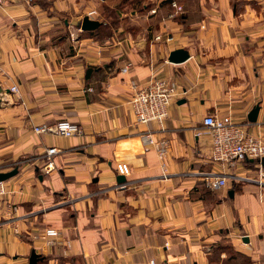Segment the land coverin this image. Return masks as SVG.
Instances as JSON below:
<instances>
[{
  "label": "crops",
  "instance_id": "0c3cea01",
  "mask_svg": "<svg viewBox=\"0 0 264 264\" xmlns=\"http://www.w3.org/2000/svg\"><path fill=\"white\" fill-rule=\"evenodd\" d=\"M152 1L143 18L153 22L132 21L136 35L125 31L132 25L125 13L119 27L102 22L103 0L0 5V87L10 91L0 105V163L4 173L19 171L4 181L0 264H31L33 253L36 264H264V168L217 160L203 126L207 116L230 117L264 142V0H175L184 5L181 22L163 15L171 4ZM90 11L91 20L118 28L111 48L92 34L54 40L63 19L72 28ZM178 49L190 59L175 65L169 57ZM154 78L182 92L163 127L137 124L129 103L132 83ZM64 119L83 134L33 132ZM147 133L156 146L144 143ZM54 147L55 169L45 174L40 167ZM119 164L131 170L122 189ZM216 176L228 186L212 191ZM47 228L64 244L46 249L35 239ZM219 246L236 258L218 256Z\"/></svg>",
  "mask_w": 264,
  "mask_h": 264
},
{
  "label": "built area",
  "instance_id": "2783aa9c",
  "mask_svg": "<svg viewBox=\"0 0 264 264\" xmlns=\"http://www.w3.org/2000/svg\"><path fill=\"white\" fill-rule=\"evenodd\" d=\"M174 13L166 15L167 20H174L175 16H182L184 9L177 2H172L170 5ZM151 15L157 14V10L153 9L150 11ZM97 12L92 11L89 13V18L96 16ZM161 40L159 36L156 38ZM173 39L167 40L171 42ZM129 66L124 69V72L128 71ZM134 94L130 100L132 111L134 112L136 123L141 125L157 124L164 126L168 117L171 105L176 102L182 92L178 86L165 79L154 78L150 80L146 86H140L139 84L132 83ZM16 87H13L15 90ZM203 126L207 132H211L214 157L219 161L226 162H244L247 160L261 162L264 159V142L255 139L251 136H245L242 128L235 124L230 117L216 118L214 116H207L204 119ZM81 127L75 123L69 121H61L55 125L47 126L41 125L34 128L36 134H52L58 135L64 138H72L80 136ZM144 143L147 146H156L155 142L151 138L150 133L144 136ZM160 150V156H164L165 144H157ZM58 153L56 148H49L47 150V156H52ZM53 162L48 166L53 167ZM4 167L0 163V172ZM118 173L123 177H129L131 170L126 164H119L117 166ZM264 176H261L259 183L262 184ZM209 188L212 191H219L222 188L228 186V179L224 176H216L209 180ZM9 188L7 182L0 181V203L9 194ZM61 233L53 228H47L43 233L36 235V240H41L44 247L52 248L57 244H64L59 239ZM67 247L70 248V242H65Z\"/></svg>",
  "mask_w": 264,
  "mask_h": 264
},
{
  "label": "rangeland",
  "instance_id": "374dc122",
  "mask_svg": "<svg viewBox=\"0 0 264 264\" xmlns=\"http://www.w3.org/2000/svg\"><path fill=\"white\" fill-rule=\"evenodd\" d=\"M137 1H139L140 4ZM8 2H9V0H0V5H5ZM154 2L155 1H152V0H126V1H123V0H109V2L107 1L106 3L105 2H100V4H101V12H102V16H101L100 19L103 20L102 22H104V21H108V22H111V23L112 22H120L122 16H119V17L116 16V13L115 12H116V9H117V10H119V12H121V14L122 13H125L126 20H128L127 22H130L132 24V25H130L131 28H124V29H126L125 31L127 33H131V34L136 35L135 32H137V29H136V27H134V28L132 27V26H134V22L136 24H138V25L139 24H142L143 25L144 20H145L143 18V16L145 15L146 11H149L150 9H152L155 6V3ZM176 2H177L178 5H181L182 7L184 6V5L180 4L181 3L180 1H179V3H178V1H176ZM83 4H85V2ZM109 6H111V7H109ZM144 6H146L147 9L143 10ZM88 9L89 8H87L86 10H88ZM183 9H184V7H183ZM134 11H138L139 13L137 15L132 16V12H134ZM90 12H92V11H90ZM162 13H163L164 16H166V15H168L170 13H174V10L171 9V6H170V7L165 8ZM184 14H185V10L183 12V15ZM182 16H175L174 21L176 20V21L181 22L183 20L182 19ZM132 21H134V22H132ZM145 21L147 22V24H151L153 22L152 19L150 20V22L147 21V20H145ZM82 22L83 21H81L80 24L77 25V26L75 25L72 28H69V25L68 26H65V24H64L65 22H64V19H63L62 20V24H61V31H60L61 33L58 34V35H56V37H54V40L57 41L60 38V42H67V41L74 42L75 38H79L80 39V38H84V35L92 34L95 37H97L98 40H101L103 43H105L106 44L105 45L106 48L107 47L111 48V46H113V45H111V43L112 44L115 43V38H114V36H115L114 34L115 33H114V29L115 30L118 29L117 27L111 28L110 26H107V27H104L103 29L101 28L100 30H98L96 32H92V33H89L88 32V33H85L81 29ZM117 25L119 27V23ZM126 26H128V25H126ZM112 38H113V40H111ZM169 39H171V37H168L167 38V40H169ZM64 49H65V52H68L69 53L68 44H67L66 47H64ZM11 92L14 93V94L17 93L18 92V88L16 87L15 90H13V88H12L11 89ZM61 121H69V122H72V121L67 120V119L60 120L59 122H61ZM59 122H56L54 124H41V125L52 126V125H55V124H57ZM72 123H74V122H72ZM75 124H77V123H75ZM41 125H37V126H34L33 127L34 134H36V132L34 131V128L35 127H38V126H41ZM77 125H79V124H77ZM81 133L83 134V131L82 130H81ZM41 135H51L52 136V134H41ZM54 136H56V135H54ZM57 151H58V153L56 155H58L60 153V151L58 149H57ZM56 155H54V156H56ZM54 156H52V158H49L47 156V151H46L45 156H44L45 159L43 160L44 161V164H43V166L40 167L41 171L44 172L45 174H49L52 170L55 169L54 163H52L53 164V167L52 168H49V166H48L51 162H53V157ZM0 173H4V168L2 169V172H0ZM116 173H117V175L119 177H123V176H121L118 173L117 168H116ZM124 178L126 179V181L123 182V183L118 184L116 186L117 189H122L123 187H125V183L127 182V180H128L129 177H127V178L124 177ZM9 194L5 198L7 201L9 200L8 199ZM214 250L216 251V253L218 254V256H220L222 253H224L223 255H226V257L224 259H226V261H228V262L232 258L235 257V252H233L232 250H229V249L223 251V248L221 246L215 248Z\"/></svg>",
  "mask_w": 264,
  "mask_h": 264
},
{
  "label": "water",
  "instance_id": "95a60500",
  "mask_svg": "<svg viewBox=\"0 0 264 264\" xmlns=\"http://www.w3.org/2000/svg\"><path fill=\"white\" fill-rule=\"evenodd\" d=\"M102 25L101 22H99L98 20H91L89 17H85L82 25H81V29L84 32H91V31H95L97 30L100 26ZM190 59V53L188 50L185 49H178L173 51L170 54L169 57V62L175 65H179V64H183L185 62H187ZM4 94H10V91L7 90V92L5 90H3L0 87V105L3 102V95ZM184 103V101H183ZM260 111V107H256L250 114V120L252 122H256L257 118H258V114ZM261 165L264 168V159L261 160ZM18 169L14 170L13 172L10 173H0V181H7L11 178H13L14 176H16L18 174ZM126 179L124 177H118V183H123L125 182ZM231 194H233V192H231ZM39 256L36 253H33L31 256V260L30 263L31 264H36L38 261Z\"/></svg>",
  "mask_w": 264,
  "mask_h": 264
},
{
  "label": "trees",
  "instance_id": "16d2710c",
  "mask_svg": "<svg viewBox=\"0 0 264 264\" xmlns=\"http://www.w3.org/2000/svg\"><path fill=\"white\" fill-rule=\"evenodd\" d=\"M104 2H109V0H103ZM123 1H126V0H123ZM139 4H140V2L139 1H137ZM172 2H175V0H164V2L162 3L163 4V6H165V5H167V4H172ZM109 7H111V6H109ZM145 9H147L146 8V6H144V8H143V10H145ZM116 16L117 17H119L120 15H119V10H117L116 9ZM137 13H139L138 11H137ZM120 20V19H119ZM122 20H126V18L125 19H122ZM112 24L113 25H117V22H112ZM108 25H106V26H104V27H107ZM102 25L96 30V31H98V30H100L101 28H104ZM95 31V32H96ZM88 72H89V70H88ZM88 76H89V74H88ZM59 264H67V261H64V260H61L60 261V263Z\"/></svg>",
  "mask_w": 264,
  "mask_h": 264
}]
</instances>
